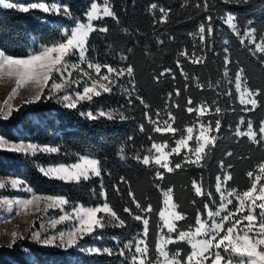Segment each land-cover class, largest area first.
Here are the masks:
<instances>
[{"label":"trees","instance_id":"obj_1","mask_svg":"<svg viewBox=\"0 0 264 264\" xmlns=\"http://www.w3.org/2000/svg\"><path fill=\"white\" fill-rule=\"evenodd\" d=\"M9 2L27 6L35 0ZM46 2L49 5L54 2L67 5L72 18L44 13L39 9L24 13L18 8L5 9L0 6V49L14 57H27L39 52L42 45L48 46L64 39L63 31L73 27L76 22H85L91 4L102 0ZM108 2L118 20L104 17L94 21V26H106L108 31L90 34L87 58L117 69L130 65L133 76L125 75L118 80L112 93H103L91 102H81L76 109L65 108L55 97L42 98L40 102L22 104L18 107L19 111H13L7 119L0 118V136L15 142L23 140L60 149L58 153L40 152L34 156L0 150V176L23 178L36 193L63 195L70 199V205L66 206L68 210L78 204L95 206L104 203L100 195L102 186L107 194V202L126 221L127 226L108 227L102 233L103 239L85 237L82 244L113 249L128 243L134 245L137 239L142 238L143 224L123 211L130 208L149 219L146 238L149 252L145 264L161 261L155 249L158 236L165 234L174 241L166 246L169 255L179 251V258L183 261L191 252L190 245L187 240H178L176 232L169 234L159 217V212L165 207L164 192L171 189L176 211L184 216V219L175 221L177 230L187 231L196 226L198 214L202 219L206 217L205 204L213 211L220 206V193L215 190L217 177L221 178V190L225 195L233 189L235 194H242L252 186L257 175L261 176L257 191L264 184V174L259 172V165L264 163V139L259 133L264 123V53L256 52L255 44L245 38L247 29L254 27L256 41L264 39V0H207V10L204 8L205 0ZM153 4L156 5L155 9L151 7ZM196 4L201 6L197 8ZM160 9L165 11L161 12ZM165 13L166 21L162 20ZM229 15L235 17L236 30L227 23ZM208 16L212 17L211 34L207 30ZM202 24L205 26L203 40L199 33ZM185 51L186 56L181 54ZM67 59L73 63L78 61V57ZM197 59L199 63L194 62ZM80 68L94 76V71L88 69L86 63L81 64ZM240 70L245 86L260 93L255 97L258 106L254 110L252 105L241 103L239 91L236 90V75ZM102 72L106 73L107 69L103 68ZM77 76L78 70L73 71V78ZM177 90L179 95H176ZM229 92L231 95L227 94ZM137 97H141L144 103ZM189 98L192 104H188ZM202 104L209 109L204 115L187 111L189 107L196 108ZM217 107L221 109L220 113L215 112ZM101 109L107 112L118 110L126 118L109 120L100 117L91 120L80 115L87 111L96 114ZM168 113L174 117V121L169 120V123L177 131L174 134L153 131L156 125L149 123L148 117L158 119L159 126L164 128L166 125L163 121L168 119ZM217 119L220 128L218 132L210 133V136H215V141L205 148L202 167L182 164L181 168L167 172L154 162L146 166L135 158L155 156V149L149 152L153 142L162 145L166 142V149L170 152L177 146V140L187 137L188 127L194 130L190 141V147L194 148L198 127L211 121L214 129ZM249 123L257 133L256 141L259 143L248 136L236 135L238 128L241 132H247ZM150 136L152 139H149ZM81 155L100 161V177H92L80 184L64 183L45 177L38 170L40 166L75 163ZM186 155L194 158L190 151L184 150L179 155L172 153L171 166L182 163ZM157 172L163 174V179L157 177ZM249 172L253 173L251 178ZM227 175L232 178L224 184ZM193 181L202 186L204 193L211 192V198L197 195ZM3 192L16 196L25 194L15 193L11 189ZM227 199L233 201L228 205L229 211L238 206L235 195ZM136 202L142 207L151 205L153 211L141 213L136 208ZM25 249L31 250L38 264L59 260L66 255L65 251L55 247L38 245L29 234L17 239L14 245H0V264H27L28 253ZM68 252L75 250L69 249ZM79 255L83 264H130L125 257L118 255ZM125 255L130 257L132 253L126 252Z\"/></svg>","mask_w":264,"mask_h":264},{"label":"snow or ice","instance_id":"obj_2","mask_svg":"<svg viewBox=\"0 0 264 264\" xmlns=\"http://www.w3.org/2000/svg\"><path fill=\"white\" fill-rule=\"evenodd\" d=\"M0 6L5 9H16L24 13H28L30 9H39L44 13H52L67 18H72V13L67 5L59 3H49L46 0H35L31 4L17 5L9 2V0H0ZM197 8L201 5L196 4ZM153 9L156 5H151ZM204 8L207 10V0L204 2ZM164 12V9H160ZM103 17H112L118 20L115 12L109 5L108 0H103V8L98 3H92L90 10L86 13V22H76L73 27L63 31V37L59 42L52 43L49 46H41L39 52H33L27 57H14L8 55L4 50L0 49V79L7 77L8 79H15V88H13L11 95L5 102L7 110L0 108V115L4 119L11 116L13 111H19V108H14L10 101H12L17 95L18 90L31 85L33 88V95L30 99L25 100L24 103H36L43 99H53L54 97L67 109H76L81 102H91L94 97H99L103 93H112L113 88L117 86L118 80L125 75L128 77L133 76V68L129 65L126 68H114L111 65H101L100 63H94L87 58L88 40L90 34L96 31L106 33L108 28L94 26L93 21L102 19ZM209 21L208 33L211 34L212 28L210 26L212 17L206 18ZM162 20H167V13L162 17ZM235 17L229 15L227 23L231 25L233 30H236L237 25L234 22ZM205 26L202 24L199 27L200 39H204ZM256 29L250 27L247 29L245 38L249 39L252 44H255V51L264 53V39L257 42L255 39ZM239 34V32H237ZM243 42V40H242ZM187 55V52L181 53ZM68 57H78V61L73 63ZM199 63L200 60L194 61ZM87 64V68L94 71L92 73L80 68L81 64ZM227 64L228 61L226 60ZM106 68L107 72L103 73L102 69ZM78 70V76L73 78V71ZM170 71V70H169ZM163 74V73H162ZM241 74L242 70L236 75V90L241 89ZM227 76V71L225 72ZM51 81V84H49ZM82 86V90L80 89ZM134 87V85H133ZM202 87V85H201ZM68 88H72V91H67ZM47 89V93L45 92ZM62 94V95H61ZM179 90L176 91V95H179ZM231 95V93H227ZM171 95V94H169ZM260 95L259 91L253 92L247 87L241 92V103L252 105V110L258 106L256 96ZM143 104L144 101L141 97H137ZM188 104H192V100L188 99ZM177 107L179 105H176ZM147 107V105H145ZM208 106L202 104L196 108L189 107L187 111L197 112L198 115H204L208 111ZM221 109L217 107L216 113H220ZM80 115L86 116L88 119L96 120L100 117H105L109 120L114 118L125 119L118 110L107 112L103 109L99 110L96 114L92 111L81 112ZM147 115V114H146ZM159 113H157V118ZM149 123L156 125L153 131L171 132L175 133L177 129L173 128L169 123V120L174 121V117L171 113H168V119L163 121L166 127L161 128L159 126V120H153L148 117ZM243 123V121H241ZM220 128V121H215V128L213 129L212 122L208 121L207 125H200L199 136L197 137V144L194 148H189V151L193 153L194 158L185 156L183 162L175 163L174 167L171 166L169 157L172 153L180 154L181 147H187V141L193 139V128L188 127L186 129L188 135L186 138H181L176 141V147H173L170 152H165L164 148L167 147L165 142L163 145L153 142L149 152L155 149L157 155L150 156L144 155L143 157L136 156L135 158L143 165H149L150 162H154L155 165L165 169L167 172H173L175 169L182 167V164H195L197 167H202L201 161L204 159L205 148L209 144H214L215 136L206 135L212 131L218 132ZM141 131H143V125H141ZM261 139H264V123L259 128ZM238 136H248L250 140L256 141L257 133L252 130L251 123L248 124V131L241 132L239 128L236 130ZM149 139H152L151 136ZM202 141V142H201ZM0 150L20 153L24 155H36L41 153H58L59 148L55 146L45 145L40 146L33 142H11L7 138L0 136ZM230 155V154H229ZM223 167V164H221ZM39 172L50 179L62 181L64 183L80 184L81 181H88L92 177L101 176L100 161L94 157H88L81 155L77 162L72 164H59L51 165L48 167H39ZM259 172L264 174V163L259 165ZM157 177L163 179V174L156 173ZM251 178L252 172L248 173ZM231 176L224 177L223 183L226 184L228 180H231ZM261 176H255L252 186L243 191L242 194H235V190L228 191L227 194L221 190V178L217 177V183L215 190L220 193V206L213 211L209 208L208 204L204 205L206 210V217L201 218V214H198L195 220L194 229L187 231L177 230L175 221L184 219V216L175 211L177 205L171 204L172 210L166 215L165 211L159 212V217L163 220V228H167L168 233H177V239L180 241L187 240L191 247V252L187 254L186 258L182 261L179 257L181 253L176 251L173 255H169L166 250V246L173 243V239L170 235H159L156 244V252L159 257L163 258L162 264H207L211 261V264H264V184H261L259 191H257V184L260 182ZM10 186L14 190H20L27 193H32L30 198H17L15 200L5 198L0 200V205H6L7 211L12 213L13 204L18 206L16 214L21 212L29 214V209H33L34 213L47 214L50 209H57L59 211L58 217L48 218L46 223L40 224L41 230L32 231L30 238L37 242L38 245L43 247H55L57 249L66 252L65 257L54 261H43L41 264H83L82 256L79 254L88 253L91 255H118L125 257L126 261L130 264H145L148 259L149 248L146 243V238L149 232V219L146 215H140L133 212L130 208H124L123 211L128 213L133 219L142 221L143 231L141 237L133 243H128L113 249L110 247L101 246H85L81 242L85 240V237H89L92 240L103 239L102 233L108 227H126V221L110 206L107 202V194L103 191L101 186L100 195L104 198V203L95 206H84L82 204L74 205L70 207V210L66 209V206L70 205V199L63 195H38L33 192V189L27 185L23 178H0V189H5ZM193 187L197 195H207L211 198L212 193H204L202 186L197 185L196 181H193ZM235 195L238 201V206L233 210H228V205L232 204L231 197ZM165 200L164 204L168 206L172 201L171 189L164 192ZM135 202V198L133 197ZM257 201H260L258 204ZM41 204L44 205L41 208ZM136 208L140 209L141 213L147 214L153 211L151 205L142 207L136 202ZM256 208H259V213L256 212ZM224 215H221V213ZM247 213L243 214L242 213ZM219 218V219H217ZM69 222V227L66 230H60L47 234V226L50 225L52 229H55L57 225ZM247 222V223H245ZM227 225V226H226ZM162 231V229H161ZM223 233V235H221ZM12 241L14 245L18 237V233L13 231L11 233ZM198 237H201L198 239ZM134 247V252H133ZM69 249H74L75 252H68ZM223 249V254L221 253ZM28 253L27 264H38L36 257L32 254L30 249H25ZM132 253L130 257L125 253ZM155 264H161L160 260H157Z\"/></svg>","mask_w":264,"mask_h":264},{"label":"rangeland","instance_id":"obj_3","mask_svg":"<svg viewBox=\"0 0 264 264\" xmlns=\"http://www.w3.org/2000/svg\"><path fill=\"white\" fill-rule=\"evenodd\" d=\"M98 4L101 5V9H102L103 8V0H102V2H100ZM93 23H94V21H93ZM15 83H16L15 79H8L7 77L0 79V108H4L5 111L7 110L5 102L7 101L8 97L11 95L13 88H15ZM240 83H241V89L239 91V94L241 97V92H243V90L246 86L242 80L240 81ZM76 90H78V91L82 90V87L80 89H76ZM45 91H48V90L45 89ZM67 91L71 92L72 88H68ZM32 95H33V88L31 85H28L26 87L19 89L18 95L12 101H10V103L12 104V106L14 108L20 107L22 104H24V101L30 99ZM244 105H246V104H244ZM247 105H250V104H247ZM0 118L4 119L2 115H0ZM200 130L201 129L199 126L197 129L198 136H199ZM193 135H194V130H193L192 136ZM206 135L210 136V133H206ZM9 141L15 142L12 140H9ZM190 141H187V145H188L187 147H181L180 152H182L184 150L189 151V148H191L190 147ZM19 142H25V141L20 140L17 143H19ZM25 143H28V142H25ZM164 151L166 153L169 152L166 148H164ZM38 153H40V152H38ZM156 155H157V153H156ZM169 159H170V157H169ZM0 178L6 179V180L11 179L10 177H4V176H0ZM6 189H11L12 191H15V193H25L24 194L25 196L24 195L16 196V195H12L9 193H4L3 191ZM34 193L38 194V195H44V194H40V193H36V192H34ZM31 195H32V193H27V192L20 191V190H14L10 186L6 187L5 189H0V200H3L5 198H10L13 200H15L17 198H30ZM257 203L259 204L260 201H257ZM43 207H44V205L41 204V208H43ZM17 209H18V206L13 204V211H12V213H9L7 211L6 205H0V245H7V246L12 245L11 233L13 231L18 233L17 239L25 238L26 236L31 234L32 231L41 230L40 224L46 223L48 218L58 217L60 214L57 209H50V210H48L47 214L45 215L43 213H34L33 209L30 208L29 214H25V213L21 212L19 215H17L16 214ZM171 210H172V208H171V203H170L168 206L165 205L163 211H165V213L167 215V213ZM259 211H260V209L256 208V212L259 213ZM221 215H224L223 212L221 213ZM217 219H219V218H217ZM245 223H247V222H245ZM68 227H69V222L59 224L56 226L55 229H52L51 226L48 225L46 231H47V234H52L53 232H58L60 230H66ZM165 229H167V228H165ZM221 235H223V233H221ZM199 238H201V237H198V239ZM221 250L223 252V249H221ZM162 261H163V258L161 257V264H162ZM207 264H211V261H208Z\"/></svg>","mask_w":264,"mask_h":264},{"label":"crops","instance_id":"obj_4","mask_svg":"<svg viewBox=\"0 0 264 264\" xmlns=\"http://www.w3.org/2000/svg\"><path fill=\"white\" fill-rule=\"evenodd\" d=\"M172 196V195H171ZM171 204H174V202H173V199H172V201H171ZM228 207V206H227ZM175 210H176V208H175Z\"/></svg>","mask_w":264,"mask_h":264}]
</instances>
